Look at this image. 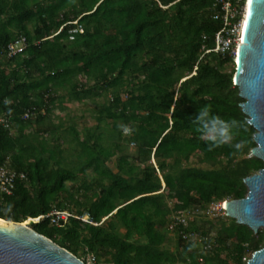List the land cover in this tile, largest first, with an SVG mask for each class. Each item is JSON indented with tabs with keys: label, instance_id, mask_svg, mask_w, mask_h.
I'll list each match as a JSON object with an SVG mask.
<instances>
[{
	"label": "trees",
	"instance_id": "obj_1",
	"mask_svg": "<svg viewBox=\"0 0 264 264\" xmlns=\"http://www.w3.org/2000/svg\"><path fill=\"white\" fill-rule=\"evenodd\" d=\"M213 3L0 0V115L12 121L0 126V166L26 175L4 196L0 223L30 222L97 264H246L264 248V230L255 234L229 217L188 227L209 239L208 251L168 231L170 203L181 210L243 199L245 178L264 169L251 154L256 130L240 107L234 58L200 60L222 27ZM79 25L84 32L74 33ZM21 37L27 48L9 57ZM88 101L91 127L80 128L84 115L67 108L71 114L55 122L58 104ZM205 105L243 125L232 142L209 149L200 138L193 118ZM193 158L208 168L192 166ZM55 210L89 213L98 225L27 221Z\"/></svg>",
	"mask_w": 264,
	"mask_h": 264
},
{
	"label": "water",
	"instance_id": "obj_2",
	"mask_svg": "<svg viewBox=\"0 0 264 264\" xmlns=\"http://www.w3.org/2000/svg\"><path fill=\"white\" fill-rule=\"evenodd\" d=\"M234 85L247 122L256 130L251 154L264 162V0H248ZM245 198L228 200L226 213L255 234L264 228V169L244 180ZM0 264H86L67 249L22 223L0 224ZM246 264H264V248Z\"/></svg>",
	"mask_w": 264,
	"mask_h": 264
},
{
	"label": "built area",
	"instance_id": "obj_3",
	"mask_svg": "<svg viewBox=\"0 0 264 264\" xmlns=\"http://www.w3.org/2000/svg\"><path fill=\"white\" fill-rule=\"evenodd\" d=\"M248 0H214V19L221 22V29L215 34L214 37V47L209 49L206 45L203 46V53L201 54L200 60L206 55L212 54L217 56H231L236 59L237 49L242 42L243 33V22L245 17V12L247 8ZM75 24L78 21L74 22ZM83 33L84 29L79 25L78 29L74 33ZM71 40L74 36L70 37ZM27 48V40L25 37L19 38L17 41L11 43L8 46V56L14 57L16 55L22 54ZM196 69V68H195ZM123 98H126L123 95ZM32 117V112L29 110L25 113V118L28 120ZM0 126L4 128H11L12 121L11 117L7 115H0ZM129 130H125L128 133ZM154 162V160H153ZM155 163V162H154ZM26 175L23 173H18L6 166H0V204L4 196L11 195L17 179H25ZM228 200L212 201L205 208L194 207L191 209H176L177 202L170 203V208L172 213L169 217L168 231L170 235L182 236L183 239L187 241H193L198 246H201L205 251H208L210 245H206L209 240L205 236L198 233H188L187 229L192 222L198 218H204L210 221H216L228 217L226 213V202ZM45 217L52 218V223L58 226L62 225V221H67L70 217H74L84 223L97 226L89 213L83 215H73L68 211H57L55 210L48 216H41L36 219H30L32 223H39ZM88 264H97L96 257L93 254H88ZM244 262L247 263L250 257H245ZM200 262H204V258L199 259ZM87 264V263H86Z\"/></svg>",
	"mask_w": 264,
	"mask_h": 264
},
{
	"label": "clouds",
	"instance_id": "obj_4",
	"mask_svg": "<svg viewBox=\"0 0 264 264\" xmlns=\"http://www.w3.org/2000/svg\"><path fill=\"white\" fill-rule=\"evenodd\" d=\"M200 138L207 141L209 149L229 144L233 141V132L243 125L235 120H225L211 112L209 105L202 106L193 118ZM238 147V145H236ZM10 211V209H7Z\"/></svg>",
	"mask_w": 264,
	"mask_h": 264
},
{
	"label": "rangeland",
	"instance_id": "obj_5",
	"mask_svg": "<svg viewBox=\"0 0 264 264\" xmlns=\"http://www.w3.org/2000/svg\"><path fill=\"white\" fill-rule=\"evenodd\" d=\"M235 66V65H234ZM233 65H230L227 67V71H231L232 70ZM61 108H67L68 110L72 111L73 114L78 115L79 117L84 115V118L82 120H80L79 124H80V128H89L92 125L95 124L93 118H92V110H93V104L91 102H83V103H65L63 105L58 104L55 111H54V115H55V122L58 123L60 119L65 120L66 116L69 113V111H62ZM134 144H132L130 146V151L133 152L134 151ZM191 165L201 168V169H205L208 168L206 164L199 162L196 158H193L191 160ZM110 166L112 168L115 169V161L113 160L110 163ZM27 221H30V219H28ZM7 224L11 223L8 221H5ZM30 222L27 224L28 226H30ZM264 230V228H261L259 231ZM171 237H173L172 235H170ZM216 235L213 234V237H215ZM175 243L173 242V244L171 245L172 249H176ZM230 246H233V242H230ZM84 262L86 260L87 264H88V257L87 256H83V258H81Z\"/></svg>",
	"mask_w": 264,
	"mask_h": 264
},
{
	"label": "bare ground",
	"instance_id": "obj_6",
	"mask_svg": "<svg viewBox=\"0 0 264 264\" xmlns=\"http://www.w3.org/2000/svg\"><path fill=\"white\" fill-rule=\"evenodd\" d=\"M243 25H244V22H243ZM0 224H3V223H0Z\"/></svg>",
	"mask_w": 264,
	"mask_h": 264
}]
</instances>
